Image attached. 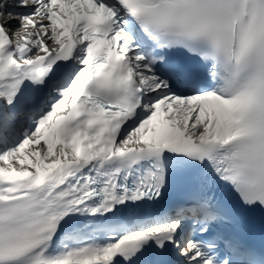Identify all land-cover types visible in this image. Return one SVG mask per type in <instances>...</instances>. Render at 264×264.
I'll return each mask as SVG.
<instances>
[{"label": "snow or ice", "instance_id": "6c2138e0", "mask_svg": "<svg viewBox=\"0 0 264 264\" xmlns=\"http://www.w3.org/2000/svg\"><path fill=\"white\" fill-rule=\"evenodd\" d=\"M256 208L264 0H0V264H264Z\"/></svg>", "mask_w": 264, "mask_h": 264}, {"label": "bare ground", "instance_id": "6f19581e", "mask_svg": "<svg viewBox=\"0 0 264 264\" xmlns=\"http://www.w3.org/2000/svg\"><path fill=\"white\" fill-rule=\"evenodd\" d=\"M14 26L15 27H18L19 25H18V22H14Z\"/></svg>", "mask_w": 264, "mask_h": 264}]
</instances>
